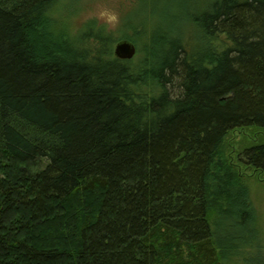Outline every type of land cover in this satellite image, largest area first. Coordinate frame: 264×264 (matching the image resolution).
<instances>
[{
	"label": "trees",
	"instance_id": "1",
	"mask_svg": "<svg viewBox=\"0 0 264 264\" xmlns=\"http://www.w3.org/2000/svg\"><path fill=\"white\" fill-rule=\"evenodd\" d=\"M54 2L0 0V164L21 165H0V264H223L226 227L249 219L223 144L264 131V0L208 6L215 52L153 27L146 93L101 37L40 52ZM239 162L264 176V143Z\"/></svg>",
	"mask_w": 264,
	"mask_h": 264
},
{
	"label": "rangeland",
	"instance_id": "2",
	"mask_svg": "<svg viewBox=\"0 0 264 264\" xmlns=\"http://www.w3.org/2000/svg\"><path fill=\"white\" fill-rule=\"evenodd\" d=\"M216 0H55L54 4L40 22V40L36 47L40 52L53 48L63 52L61 43L71 46L73 51L82 49L89 53L96 49L97 37L107 40V48L112 55L117 43L128 40L133 43L136 53L128 60L129 68L136 77L143 76L139 83L143 93L148 92L154 83L153 78L145 77L144 72L155 67L152 62L153 45L151 34L153 27L162 32L167 39L178 41L181 45L190 43L194 50L202 53L220 48L221 37L208 39L199 29L195 20ZM101 6L115 10L120 24L110 28L90 14ZM68 46V48H70ZM111 59V57H108ZM264 143V131L259 129H238L226 138L221 156L227 161L237 178L234 190H241L249 214L248 221L241 225L239 217L230 227L224 226L234 237V245L223 251V264H264V176L245 168L239 162L242 151L254 144ZM1 168L8 173L15 172L21 165L1 160ZM45 162L38 159L33 164H25L32 173L40 169ZM5 171V172H6ZM89 199V203L91 204ZM70 205V206H69ZM64 208L73 210L74 203ZM81 210V209H80ZM239 211V209H238ZM229 226V225H228ZM233 226V227H232ZM217 231V230H216ZM214 229V232H216Z\"/></svg>",
	"mask_w": 264,
	"mask_h": 264
},
{
	"label": "clouds",
	"instance_id": "3",
	"mask_svg": "<svg viewBox=\"0 0 264 264\" xmlns=\"http://www.w3.org/2000/svg\"><path fill=\"white\" fill-rule=\"evenodd\" d=\"M93 16L110 28H116L120 24L119 14L108 7L101 6L96 12L90 14V18Z\"/></svg>",
	"mask_w": 264,
	"mask_h": 264
},
{
	"label": "water",
	"instance_id": "4",
	"mask_svg": "<svg viewBox=\"0 0 264 264\" xmlns=\"http://www.w3.org/2000/svg\"><path fill=\"white\" fill-rule=\"evenodd\" d=\"M136 50L132 43L128 41H120L114 49V56L119 60L128 61L135 56Z\"/></svg>",
	"mask_w": 264,
	"mask_h": 264
}]
</instances>
